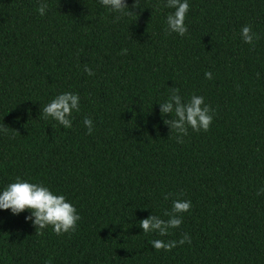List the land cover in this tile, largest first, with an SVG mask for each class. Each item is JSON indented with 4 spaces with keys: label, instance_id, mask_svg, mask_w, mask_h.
<instances>
[{
    "label": "trees",
    "instance_id": "trees-1",
    "mask_svg": "<svg viewBox=\"0 0 264 264\" xmlns=\"http://www.w3.org/2000/svg\"><path fill=\"white\" fill-rule=\"evenodd\" d=\"M165 2L119 16L98 0H0V190L40 183L80 215L36 235L28 210H0V264H264V0H189L184 36L166 31ZM174 89L204 97L208 131L177 142L158 104ZM65 91L80 96L70 128L43 117ZM176 199L191 201L181 225L143 233Z\"/></svg>",
    "mask_w": 264,
    "mask_h": 264
},
{
    "label": "clouds",
    "instance_id": "clouds-1",
    "mask_svg": "<svg viewBox=\"0 0 264 264\" xmlns=\"http://www.w3.org/2000/svg\"><path fill=\"white\" fill-rule=\"evenodd\" d=\"M98 2L110 10L119 14V16H127L134 13L133 9L140 7L139 0L129 7L126 0H98ZM165 7L174 9L166 17V31L177 33L184 36L188 31L185 24V18L189 11V0H166ZM47 3H41L39 14L45 15ZM118 16V18H119ZM240 36L244 43L253 44L254 38H258L252 31L251 26L245 25L240 30ZM127 50H122V54H126ZM84 71L92 76V70L85 66ZM205 78L211 79L212 73L205 72ZM163 116L174 114V118L165 119L164 123L169 125L172 130L177 132V142H182L181 137L187 135L188 128L193 131H208L213 121V110L201 95L193 94L186 102L179 95V90L174 89L172 94L164 102L158 103ZM80 110V96L72 91L61 92L52 97L49 102L43 106V117H51L52 120L58 122L64 128L71 127L72 113ZM84 126L87 128L88 134L93 133V121L91 118L85 117ZM6 128H0V132H6ZM264 193V188L258 191V195ZM191 207L190 200L176 199L172 201L171 214L167 220L161 219L159 216L151 214L149 217L138 222L143 233L154 232L159 236L168 234L169 229L177 228L182 223L180 214L189 211ZM0 210H10L13 215H19L25 210L29 211V215L25 216L27 222H31L36 227V235L41 234L40 230L51 226L53 232L57 235L74 232L80 215L76 207L69 201L65 195L57 194L48 186L40 183H31L27 180L17 177L14 182L6 185L0 190ZM185 242L191 243L190 237L185 234L179 241L180 244ZM150 244L154 249L170 250L176 247L177 241L152 240Z\"/></svg>",
    "mask_w": 264,
    "mask_h": 264
}]
</instances>
